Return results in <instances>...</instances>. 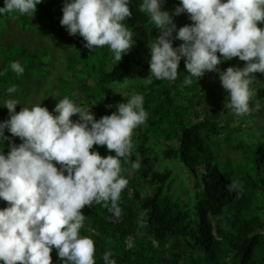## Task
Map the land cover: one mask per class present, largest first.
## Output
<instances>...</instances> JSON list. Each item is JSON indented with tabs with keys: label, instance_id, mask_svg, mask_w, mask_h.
I'll list each match as a JSON object with an SVG mask.
<instances>
[{
	"label": "clouds",
	"instance_id": "1",
	"mask_svg": "<svg viewBox=\"0 0 264 264\" xmlns=\"http://www.w3.org/2000/svg\"><path fill=\"white\" fill-rule=\"evenodd\" d=\"M41 2L4 0L0 16L33 17ZM164 2L140 0L138 6L159 30L148 43L149 76L142 80L176 81L183 59L188 73L184 86L217 72L228 93V110L238 118L259 110L260 102L253 109L250 101L255 96V74H264L260 26L264 0H180L172 12L163 8ZM130 4L131 0H64L60 23L69 35L81 36L90 52L107 46L118 63L136 44V33L125 23L133 15ZM183 13L191 23L177 27L174 16ZM175 40L182 43L174 47ZM236 57L246 63L218 67ZM10 68L17 75L25 72L19 61ZM120 83L113 81L108 87L123 96ZM16 92L15 85L9 86L8 98L0 103L8 109V118L0 121V200L6 202L0 208V264H52L53 249L61 264H96L95 242L81 234L86 220L82 209L101 205L115 217L122 215L121 194L129 184L122 174V159L131 156L134 132L148 120L144 96L133 93L115 105L111 115L96 119L91 106L68 97L51 112L41 103L17 111L21 104L13 96ZM94 146H104L109 154L101 155ZM140 168L139 159L131 162L129 174ZM226 189L239 195L242 185L231 181ZM102 260L117 264L111 250L103 253Z\"/></svg>",
	"mask_w": 264,
	"mask_h": 264
},
{
	"label": "trees",
	"instance_id": "2",
	"mask_svg": "<svg viewBox=\"0 0 264 264\" xmlns=\"http://www.w3.org/2000/svg\"><path fill=\"white\" fill-rule=\"evenodd\" d=\"M132 1L133 15L125 23L136 33V44L118 63L107 46L90 52L81 36L69 35L60 23L64 0H42L33 17L17 13L0 16V27L9 19L23 30L41 35L65 31L73 48L67 56L66 70L77 85L61 79L55 105L68 97L78 105L91 106L99 119L103 112L109 111L111 115L115 105L132 95L113 93L107 87L109 83L132 74L142 79L149 76L148 43L159 35V30L148 23L147 17L139 16ZM3 6L4 0H0V7ZM180 43L175 40L173 46ZM15 45L0 43V103L8 98L6 89L23 79L11 70L10 64L19 61L25 68L22 75L26 79L30 78V68L36 67L29 59L20 61L22 57L34 59L35 54L27 55L24 46L15 51ZM186 75L182 59L176 81L153 78L151 83L143 80L144 84L135 89V93L144 96L149 117L146 125L134 132L131 156L122 159V174L129 179L121 194L122 215L113 220L115 216L101 205L82 209L86 220L81 234L94 240L96 264H103L106 250H111L117 264H264L263 251L258 253L264 247V141L250 149V156L246 150L238 162L222 160L214 148V137L223 134L227 146L235 150L243 146L233 142L234 131L228 130V123L213 109L197 108L199 103L209 101L211 89L205 75L184 86ZM259 93L262 94L261 86ZM7 110L0 106V114ZM77 118L73 116L74 120ZM5 143L7 153L8 142ZM94 148L101 155L109 154L104 146ZM137 159L141 168L129 174L131 162ZM171 160L194 176L198 190L192 201L171 190V171L160 165ZM199 167L203 168L200 174ZM231 181L242 185L239 195L226 189ZM51 256L52 264H61L55 249Z\"/></svg>",
	"mask_w": 264,
	"mask_h": 264
},
{
	"label": "rangeland",
	"instance_id": "3",
	"mask_svg": "<svg viewBox=\"0 0 264 264\" xmlns=\"http://www.w3.org/2000/svg\"><path fill=\"white\" fill-rule=\"evenodd\" d=\"M180 0H165L163 8L170 12L174 11L175 7L179 4ZM140 0H133V7L139 6ZM139 16L141 18L147 17L146 14L137 9ZM148 18V17H147ZM174 22L177 27L179 25L190 24L191 21L188 18V14L183 13L179 16H174ZM0 31L3 33V37L0 38V43L16 44L14 50L16 51L21 46L26 48L27 55L35 54L34 59L29 57H22L20 61H26L27 59L34 61L36 67L30 68V78H24L16 85L17 92L14 93L16 99L20 101L21 105H17V111H20L22 106H31L33 104L41 103L51 112L55 108V96L59 94V89L62 87L61 79L66 80V82L71 81L70 73L66 70L67 66V56L73 52L70 42L67 40L65 31H59L56 33H51L49 35L37 34L33 31H26L18 27L16 22L13 20L6 19L4 23L1 24ZM264 27V24L260 25ZM155 28V27H154ZM155 30H158L155 28ZM244 61H240L238 57L232 58L231 60L225 61L218 67L221 70L226 69L229 66H240L244 65ZM257 79L253 84V89L255 91V96L252 101H250L251 106L255 109L256 101H259L261 108L259 110H254L251 115L245 117H236L230 110L225 107V101L227 99L228 93L223 89L219 75L217 72H207L205 73L206 83L211 89L209 92V101H204L202 104H198L197 108L200 110L213 109L215 115H218L220 119L226 121L229 125L228 130L234 131L232 137L234 143L242 144V149H233L228 147L226 142L223 140L224 135L214 137L217 145L214 148L219 153L222 160L230 159L238 162L240 158L244 155L247 150L248 156H250V149H252L258 142L264 141V74L256 73ZM73 86H76L75 81ZM120 88L123 95H131L135 93V89L138 85H143L144 81L142 78L136 75H130L128 78L120 81ZM109 83L108 85H110ZM107 85V87H108ZM262 87V94L259 93V87ZM73 93L77 96L78 91L75 90ZM109 111L103 112L104 115H109ZM8 118V110L3 111L0 114V121ZM6 134L11 136L10 133ZM15 143H20V139L14 138ZM165 167L163 170L168 168L171 171V179L173 181L171 190L182 199L188 198L190 201L193 200L198 188L194 176L179 162L171 160L168 162L161 163ZM198 173L203 171L202 167L198 168ZM6 206V202L0 200V208ZM259 213L263 215V211L259 210ZM116 220L117 217H113ZM264 232V229H263ZM263 249H259L258 253L261 255ZM262 260L264 261V255ZM187 264V262H185Z\"/></svg>",
	"mask_w": 264,
	"mask_h": 264
}]
</instances>
